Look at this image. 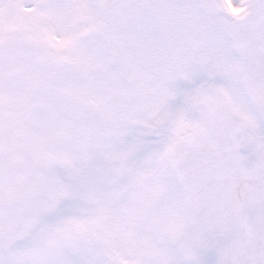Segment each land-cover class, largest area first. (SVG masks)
Returning <instances> with one entry per match:
<instances>
[{"label": "snow or ice", "instance_id": "snow-or-ice-1", "mask_svg": "<svg viewBox=\"0 0 264 264\" xmlns=\"http://www.w3.org/2000/svg\"><path fill=\"white\" fill-rule=\"evenodd\" d=\"M0 264H264V0H0Z\"/></svg>", "mask_w": 264, "mask_h": 264}]
</instances>
